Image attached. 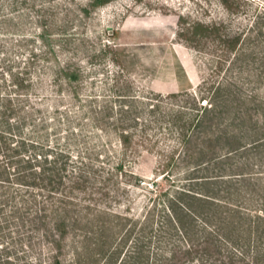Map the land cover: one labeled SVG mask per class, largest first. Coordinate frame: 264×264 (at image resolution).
<instances>
[{"label": "rangeland", "instance_id": "rangeland-1", "mask_svg": "<svg viewBox=\"0 0 264 264\" xmlns=\"http://www.w3.org/2000/svg\"><path fill=\"white\" fill-rule=\"evenodd\" d=\"M202 106L215 152L238 137L234 163L264 180V0H0V264H48L25 207L55 200L54 175L124 214L167 203Z\"/></svg>", "mask_w": 264, "mask_h": 264}, {"label": "trees", "instance_id": "trees-1", "mask_svg": "<svg viewBox=\"0 0 264 264\" xmlns=\"http://www.w3.org/2000/svg\"><path fill=\"white\" fill-rule=\"evenodd\" d=\"M208 112L205 106L199 108L180 133L193 163L188 184L164 204L156 201L166 193H156L143 214H124L122 205L113 210L80 203L87 191L80 197L59 194L64 180L49 177L46 197L55 200L34 197L31 204L37 209L25 207L33 212L25 222L40 230L46 243L47 263L62 264L64 248L73 242L66 264H264V180L245 172L247 165L234 163L238 137L227 138L230 152H215L221 137L207 141L206 126L213 124ZM117 169L122 175L123 167ZM43 178L33 176L30 184Z\"/></svg>", "mask_w": 264, "mask_h": 264}, {"label": "bare ground", "instance_id": "bare-ground-1", "mask_svg": "<svg viewBox=\"0 0 264 264\" xmlns=\"http://www.w3.org/2000/svg\"><path fill=\"white\" fill-rule=\"evenodd\" d=\"M139 175V174H138Z\"/></svg>", "mask_w": 264, "mask_h": 264}]
</instances>
